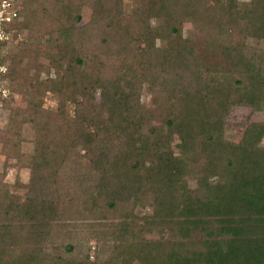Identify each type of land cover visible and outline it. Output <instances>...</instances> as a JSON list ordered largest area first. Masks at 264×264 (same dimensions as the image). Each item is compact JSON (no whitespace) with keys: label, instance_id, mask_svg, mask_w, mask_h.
<instances>
[{"label":"trees","instance_id":"obj_1","mask_svg":"<svg viewBox=\"0 0 264 264\" xmlns=\"http://www.w3.org/2000/svg\"><path fill=\"white\" fill-rule=\"evenodd\" d=\"M79 1L17 0L7 58L27 106L3 102L4 138L37 136L0 264H264V122L226 138L233 108L264 107V0H90L85 25ZM55 227L76 233L54 247Z\"/></svg>","mask_w":264,"mask_h":264},{"label":"rangeland","instance_id":"obj_2","mask_svg":"<svg viewBox=\"0 0 264 264\" xmlns=\"http://www.w3.org/2000/svg\"><path fill=\"white\" fill-rule=\"evenodd\" d=\"M242 2H247L249 0H240ZM126 11H131L132 7L135 5L134 0H124ZM75 10H79L82 14V22L81 24H88L93 10V1L90 0H80L78 5L75 7ZM25 35L27 33L25 32ZM45 64L49 65V61H45ZM55 77V75H52ZM14 104L17 105L21 109H25L27 106V102L22 99L21 95L15 93ZM144 102L148 107L151 108L152 111V120L154 124H158L162 121V114H160L159 109L153 107V99L151 95L144 97ZM11 101H13L11 99ZM59 99L57 96L53 94H48L47 97L44 98V108L51 109L55 111L58 107ZM9 117H10V109L5 107L2 103L0 105V225L5 223H10L7 221L8 217H13V215L5 214V210L9 209L11 203L14 200H18L19 198L26 199L27 196V186L29 185L31 178V169L34 165L33 155L35 154L34 149V141L37 136L36 126L32 123H26L23 126L21 131V142L18 141H7L5 137V132L7 127H9ZM264 122V107L258 112H253L250 108L246 107H235L232 109L231 113L228 116V127L226 130V138L232 142H240L244 136V132L246 127L250 123H260ZM146 128V127H145ZM262 145L264 146V139L262 141ZM21 149V156L18 154L20 158V162L16 158L15 148ZM15 149V150H16ZM82 148L78 146L77 150L79 153L83 154ZM76 150V151H77ZM18 156V157H19ZM188 180L189 188L197 187V177L189 176L186 178ZM16 195V196H15ZM150 209L148 211L140 210L139 212L144 214H150ZM141 215V214H140ZM71 232L69 228L60 229L55 227L53 230L52 242L53 246H62L69 242V233ZM71 233H76L73 231ZM76 234H73L74 240L77 242ZM80 239H84L83 243L86 247H90L89 251H91L90 259L92 260L94 257V249L96 245H101V243H96L94 240H88V234L83 231L80 232ZM148 238L158 239L161 237L158 231L153 230L150 234L147 235ZM54 246V247H55ZM49 247V246H48ZM99 249V248H98ZM49 252L51 253V248L49 247Z\"/></svg>","mask_w":264,"mask_h":264},{"label":"built area","instance_id":"obj_3","mask_svg":"<svg viewBox=\"0 0 264 264\" xmlns=\"http://www.w3.org/2000/svg\"><path fill=\"white\" fill-rule=\"evenodd\" d=\"M18 19L17 0L0 1V105L13 99L15 93L10 88V64L8 57L12 47L18 45L20 34L15 37L14 23Z\"/></svg>","mask_w":264,"mask_h":264},{"label":"clouds","instance_id":"obj_4","mask_svg":"<svg viewBox=\"0 0 264 264\" xmlns=\"http://www.w3.org/2000/svg\"><path fill=\"white\" fill-rule=\"evenodd\" d=\"M0 71H4V69H0Z\"/></svg>","mask_w":264,"mask_h":264}]
</instances>
